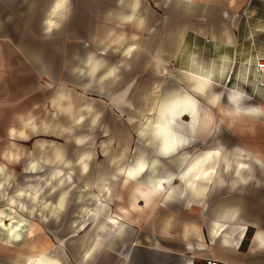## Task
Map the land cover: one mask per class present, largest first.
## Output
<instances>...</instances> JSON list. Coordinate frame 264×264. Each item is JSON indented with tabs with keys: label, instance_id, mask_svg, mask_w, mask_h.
I'll use <instances>...</instances> for the list:
<instances>
[{
	"label": "crops",
	"instance_id": "1",
	"mask_svg": "<svg viewBox=\"0 0 264 264\" xmlns=\"http://www.w3.org/2000/svg\"><path fill=\"white\" fill-rule=\"evenodd\" d=\"M221 24L235 28L222 36L217 47V36L205 33L204 26ZM249 24L258 25L259 31L235 33L237 25ZM189 25L195 26L192 40L200 46L198 52L187 46ZM209 45L216 47L203 52V46ZM178 57H192L194 67L186 61L185 66L172 68ZM260 60L264 61V0H0V156L4 157L0 190L11 176L15 179L12 169L18 166L23 168L18 176L22 184L27 176L33 179L31 183L42 184L44 168H56L48 180L56 199H46L41 188H23L16 197L39 205L41 212L57 221L68 208L73 183L88 184L78 197L84 219L79 228L83 231L92 226L83 234L72 235L74 240L67 244L59 239L56 247L48 241L58 255L52 264H203L208 259L224 264H264V171L256 168V180L244 186L228 183L210 190L223 154L219 146H199L213 135L209 128L220 117L219 110L197 96L211 112L209 128L191 129L183 115L174 126L164 127L169 134L164 138L151 124L157 119L152 108H157L165 93L160 103L167 95L189 91L183 72L195 70L211 74V94L218 96L223 108L232 106L228 93H240V112H233L237 124L227 127L231 138H251L257 124L264 134V74L256 70ZM44 78L50 83L46 88ZM61 82L104 98L106 107L123 120H133L132 115L151 116L144 119L151 122L141 124L138 135L143 145L136 146L131 161L126 160L127 146L113 149L109 137L107 145H101L104 159L95 163L89 135L74 139L80 147L71 140L74 154L81 152L87 137L91 141L78 158L65 154L66 161L58 152L45 162L37 155L24 160L27 154L17 144L54 128L49 127L53 119L44 128V103L50 89ZM63 97L59 95L54 107H61ZM251 106L262 110L260 116L241 114V108ZM105 111L96 113L99 121L109 117ZM82 116L91 120L90 107ZM71 119L76 125L83 121L81 117ZM106 128L103 131L108 134L112 127ZM73 131V136L80 135ZM219 136L220 132L217 140ZM247 140L246 147L219 141L229 149L241 147L257 153ZM30 158L38 164L37 168L30 163L32 174L24 170ZM252 159L245 153L237 163L233 157L237 177L250 171ZM101 170L112 173L96 176ZM72 191L75 194L76 187ZM7 198L10 207L25 211L23 203L10 195ZM113 203L117 209H112ZM4 214L1 210L3 241L7 245L20 242L22 231L19 241L6 238L7 228L13 225L5 224ZM52 223L56 224L52 231H59L57 222ZM65 231L69 233L68 228ZM84 237L91 239L81 249L77 245Z\"/></svg>",
	"mask_w": 264,
	"mask_h": 264
},
{
	"label": "rangeland",
	"instance_id": "2",
	"mask_svg": "<svg viewBox=\"0 0 264 264\" xmlns=\"http://www.w3.org/2000/svg\"><path fill=\"white\" fill-rule=\"evenodd\" d=\"M238 12L240 13V10H238ZM204 27L207 31L205 33L207 34L209 33L211 35L214 32L215 33L214 35L217 36V38L215 39V42L217 43L216 45L217 47H219L221 44L220 41L222 40L221 39L222 36H224L225 34H228L229 29L231 30V28L232 29L235 28L233 25H226V24H221L215 27L213 26H204ZM194 30H195L194 25L188 26L189 36H188L187 46L189 49L195 52H198L197 47L200 48V46L197 45V43L194 40H192L193 38L192 35L194 33ZM245 30H247V32L249 33L258 32L259 26L250 25V24L244 25V26L237 25L235 33L238 34V33L244 32ZM205 43L207 44L208 41H206ZM216 46L209 45V48L206 46H203V52L204 51L208 52L207 49L211 51ZM212 52H209V54L212 55ZM181 58L182 57H178L177 59L174 58L173 63H172V68H179V66H183V65L185 66L186 61L188 65H191L192 67H194L193 65L195 63V60L193 58L196 59L195 56H193V58L192 57H189V58L183 57L182 59ZM43 84L45 88H46V85L50 86L49 85L50 83L48 82L47 78H44ZM51 85L53 86V84ZM54 87H55L54 89L52 88L50 89L47 98H45V103H44L45 104L44 105V121H45L44 128L45 129L47 128V125L49 124L50 119H53V121L52 122L50 121L49 127L53 125L54 128L53 129L49 128L46 131H43L41 135L31 137L30 139L26 141V143L22 142V144H17L15 142V144L19 145L18 147H22L24 152L27 154V156L24 157V160H26L27 158L29 159V157L34 158L37 155L39 159L41 158L40 160H42V162H45V161H48L49 158L53 157L54 154L58 152L63 154L64 159H66L65 154H68V156L75 155L74 158L76 157L78 158V156L81 153H84V151H86L87 147H84V146L89 144L90 140H88V137H87V144L84 145L83 147L81 146L82 147L81 152L79 153L75 152V154H74V149L71 150L72 148L71 140L73 139V143L77 146V144L74 142V139L76 137H86L84 135H89L92 138V142L90 141L91 142L90 147H91V150H93V155H94L93 160L95 163L98 164L100 161L104 159V156L101 153V145H103V143L107 139H110V138L112 139L111 147L113 149L118 150L120 144L127 146L126 152H125L127 156L126 160L131 161L132 155L134 154V149L136 148V146L143 145L142 142L139 140V135H138L140 132L139 129L141 127V124L144 121L147 123L151 122L150 120H144L145 118L151 119V116H148V114H140V116L132 115L131 117L134 118L133 120H128V119L123 120L121 119V117H118V114L113 109H111L110 107H106L104 98L96 96L94 93L93 94L84 93V90L82 88L76 86L75 84H71V86H69V83L67 82H61L60 84H55ZM59 87H64L63 89L65 90H60ZM101 89L103 88H99L98 91H101ZM173 91L178 92L179 90L178 91L173 90ZM181 92L193 97L194 101L198 104L197 106H199L200 108L203 107L207 113L209 114L211 113L209 110H207L206 105L201 104L198 97L191 92L190 88H189V91L183 90ZM62 94L64 97L62 98V101H61V107H57V106L54 107L59 95H62ZM162 98L160 99V101L162 100ZM110 101L112 102L111 98H110ZM160 101H158L159 104L157 108H155L157 110L152 108L154 113L155 112L157 113L158 108L160 106ZM205 101L208 104H210L208 100H205ZM217 103H218V99H217L216 104ZM216 104H210V105L216 108ZM85 107H87L86 109L87 112L90 107L91 114H92L90 121L89 120L85 121V117L82 116V113H86ZM251 108L255 110V114L251 115L252 117L260 116V114L262 113V110L259 107H255V106L249 107V109ZM132 109L133 108H130L129 110L132 111ZM64 110L68 112H64ZM73 110L75 111L76 115L73 114ZM105 110H107L109 117L104 118L105 116H103V118L99 121L98 116H96L97 115L96 113L98 114L104 113L106 112ZM146 110H147V107L145 108V110H143V113L146 112ZM68 113L70 115L69 118H68ZM155 116L153 115L152 117L155 118ZM246 116H250V115H246ZM78 117H81L83 119L80 125H76L75 120L71 119V118L76 119ZM186 117L188 118L187 123L190 126L191 120L189 116H186ZM220 118L221 119L219 118L214 119V126L209 128V132H210L209 134H212L214 131L213 135H211L207 140L201 142L203 146L202 145L199 146L200 149L202 148L208 149V148L219 146L223 154V159L221 162V167L219 170L218 177L215 183L210 188V190L213 187L221 186L222 184H228V183H230L232 186H236L239 184L244 186V183L246 184V182H248L249 180H253V181L256 180V173L254 172L256 168L259 169L260 171H264V161H262L261 159V158H264V134H262L261 129L259 128V124L257 125L253 124L254 125L253 129L255 131H253V136L251 138H246V137L241 136V137H238L237 140H234V138H231L227 133L228 132L227 127H230V126H228L226 119H223L222 117ZM236 124H234L233 127ZM105 126H107L105 130L112 127V130L108 132V134L107 132L103 131ZM233 127L231 126L230 129ZM73 129H76L77 133L80 135L73 136L72 135L74 132ZM219 132H220V136H219V139L217 140ZM245 139L246 140L248 139L247 141L251 142L252 148H255L257 150V153L247 151L246 149L241 148V147L236 148V149H229L225 147V145L232 146V145H238V144L241 145L242 147H246L245 142H244ZM219 140L223 142L225 145H223ZM106 143L107 142H105L104 144L107 145ZM248 145L250 144L248 143ZM77 147H80V146H77ZM107 147H105L106 150H107ZM85 153L90 154V161H92L91 160L92 152L88 151ZM147 153H150V152L147 151ZM245 153L251 154L253 156V159L251 162H249L251 166L250 171L242 172L241 177L243 178H241V177H237L238 171H236L233 168L232 159L234 157V159L238 163L243 160ZM3 158L4 157H2L1 155L0 163H2ZM33 158L32 159L30 158L31 160L29 164L24 169L25 172H28L29 174H32L29 172L30 163L36 164L38 168V164L36 162H33ZM227 165H230L229 169L226 168ZM93 166H96V165H93ZM53 169H56V168H50V169L44 168L43 173L46 177H45L44 183L42 184L31 183V181L33 182V179L28 178V176L23 179L24 183L22 184L18 182V176L22 174L23 168L18 166L12 169V174L15 175V179H13V177L11 176V178L9 179V182L4 184V190H0V211L3 210L5 213L4 214L5 224L19 226L23 234L22 240L20 242L18 243L15 242L14 244L7 245L3 241L4 240V236H3L4 230H2V227H0V264H23L26 259L34 258V257L35 258L42 257L46 261V264H52V261H56L55 257H57L58 255L55 254L54 249H51L52 245L48 244L47 243L48 241L49 243H52L56 247L58 246L56 241L61 242L59 239H64L63 240L65 241L64 243L67 244L68 241L74 240L72 235L77 236V234H81V233L83 234L84 232L89 230V228H91L92 226L91 224L84 227V229H82L83 231H80V228H79V225L83 224L84 219L82 218V215L80 214L83 202L82 203L78 202V197H80V195L84 193V186L88 184L77 186V184L74 185L73 183L72 188L76 187V193L74 194L71 188V190L69 191L68 200H67L68 208L66 209V212L61 216V218L58 219L57 221L50 218L46 213L41 212L39 205L36 207V206L31 205L28 202V200H25V201L17 200L18 198L16 196L20 192V190L23 188H35V189L41 188L42 194H44L46 199L51 200V201L56 199L57 196L53 195L52 193L53 190L51 189V185H49L50 181H48L49 173ZM72 171L74 174V169ZM111 173L112 172H108V171L106 172L105 170H101L97 172L96 176L100 177L101 175L102 177V175H107V174L110 175ZM2 180L3 178L0 177V182ZM11 180H13V184ZM177 183L179 184L178 180H177ZM65 186L63 188H66ZM9 187H10V190H9ZM7 190H9V192ZM254 191L257 192V194L259 192L258 189H255ZM7 195H10V197H13L20 204L23 203L26 207L25 211L24 212L20 211V209L17 207H10L7 204V200H8ZM115 208L117 209V204L113 203L112 209H115ZM71 214H73L74 216L69 218V215ZM53 221L57 222L58 227L60 228L61 232L60 230L56 232L52 231V228L56 229V224L55 223L53 224L52 223ZM67 228L70 234L65 231V229ZM42 237L44 239H42ZM90 239L91 238L89 237H84V239L83 238L81 240L79 239L80 241L77 240V243L79 241L77 247H80L82 249L85 245L89 244ZM64 253H66L68 257L70 258L69 254L66 251ZM68 262H70L69 259H68ZM68 262L66 261V263ZM60 264H63L62 261H60Z\"/></svg>",
	"mask_w": 264,
	"mask_h": 264
},
{
	"label": "bare ground",
	"instance_id": "3",
	"mask_svg": "<svg viewBox=\"0 0 264 264\" xmlns=\"http://www.w3.org/2000/svg\"><path fill=\"white\" fill-rule=\"evenodd\" d=\"M110 72L108 74H110ZM183 75H185V78L187 80L189 88L191 89V92L194 95L199 96V98L204 97L205 100H208V102L210 104H216L218 96L211 94L213 84L211 82V74L209 72H201V71L197 72L195 70H191V71L184 72ZM228 94H229L228 96H229V100H231L230 102L232 103V106L223 108L220 104L217 103L216 108L219 110L220 117H222L223 119H226L228 126L233 127V125L237 123L234 120L236 117L234 118L233 112L235 114H238L240 112V108L238 106V100L237 99L241 95H240V93H233L232 91ZM197 105L198 104L194 101L193 97H191L188 94H185V93H183L182 95L177 94V95H174L173 97H170L167 95L166 99L160 103V106H159L158 111H157V119L151 124L154 125L155 127H157L162 132V135L164 136V138L168 134L164 130V127L174 126L176 124V118H182L183 115H187L191 119V124L189 126L191 129L197 130L196 127H198V128L200 127L201 129L202 128H209V126L212 123V116H210L211 114L207 113L203 107L200 108ZM241 110H243L241 113L242 115H250L251 116V115L255 114V110H253L252 108L249 109V107L246 109L241 108ZM202 114L205 117H203V119L199 120L198 117H199V115H202ZM220 117H219V119H221ZM243 162H245V161H243ZM67 185H69V184H67ZM62 187H64V186H62ZM59 188H61V187H59ZM39 199H40V197H39ZM2 222L3 221H1V219H0V226L1 227H3ZM4 228H5V226H4ZM20 231L21 230H20L19 226H11L9 229L7 228L6 238L8 240L14 241V242L19 241L20 236H21ZM92 241H94V240H92ZM92 254L93 253H91V255ZM23 264H46V261L42 257H36V258L34 257V258L26 259Z\"/></svg>",
	"mask_w": 264,
	"mask_h": 264
},
{
	"label": "built area",
	"instance_id": "4",
	"mask_svg": "<svg viewBox=\"0 0 264 264\" xmlns=\"http://www.w3.org/2000/svg\"><path fill=\"white\" fill-rule=\"evenodd\" d=\"M256 70L259 74H264V61L260 60L256 64ZM203 264H224L222 262H219L217 260H205Z\"/></svg>",
	"mask_w": 264,
	"mask_h": 264
}]
</instances>
